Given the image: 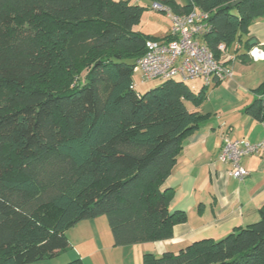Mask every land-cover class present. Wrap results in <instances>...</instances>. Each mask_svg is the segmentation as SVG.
Returning <instances> with one entry per match:
<instances>
[{"label": "trees", "instance_id": "obj_1", "mask_svg": "<svg viewBox=\"0 0 264 264\" xmlns=\"http://www.w3.org/2000/svg\"><path fill=\"white\" fill-rule=\"evenodd\" d=\"M156 2L175 15L209 13L215 57L223 45L249 60L264 0ZM145 10L129 0H0V264L57 257L71 249L70 229L102 216L115 247L169 240L187 222L165 184L184 140L209 118L187 107H201L209 87L172 79L144 94L132 88L146 43L173 39L135 30ZM254 94L245 113L263 122L264 82ZM260 215L143 264H264V207Z\"/></svg>", "mask_w": 264, "mask_h": 264}, {"label": "crops", "instance_id": "obj_2", "mask_svg": "<svg viewBox=\"0 0 264 264\" xmlns=\"http://www.w3.org/2000/svg\"><path fill=\"white\" fill-rule=\"evenodd\" d=\"M129 1L144 7L145 13L155 12V16L161 18L155 24V20L148 19L153 22L148 28H143L140 23L136 31L159 40L170 36V20L164 13L153 9L156 0ZM173 1L180 7L187 4V0ZM249 36L251 42L256 41L251 47H259L264 51V19L257 20L251 26ZM244 53L247 51L241 48L235 54L226 52L222 56L225 62L232 57L235 59L232 67L233 72H237L232 80L211 87L213 92L221 89L234 92L241 90L243 96L239 95L237 101H215L212 110L206 113L201 110L204 104L198 108V112L209 115V118L199 130L184 140L173 173L165 184V188L174 192L171 210L186 213L187 222L176 226L169 240L115 247L114 239H110L109 235L107 247L101 248L94 229L98 222L106 221H102V217L83 221L66 233L75 257L84 264H143L145 255L159 258L167 252L177 254L196 241L221 240L238 229L260 221V210L264 207V155L242 159L240 164L249 173L243 180L230 174V165L217 162L224 137L250 143L264 141V121L258 122L245 113L256 98L254 90L264 82V58L255 61L249 57L248 61H243L239 56ZM251 63L261 66L250 76L245 74L248 73L245 68H251V65L246 66ZM244 78L247 79L243 81ZM224 84L226 87L221 88ZM76 228H81L78 229V235L83 233L87 240L68 235ZM83 230H86L85 233ZM81 240L87 242L82 243Z\"/></svg>", "mask_w": 264, "mask_h": 264}, {"label": "built area", "instance_id": "obj_3", "mask_svg": "<svg viewBox=\"0 0 264 264\" xmlns=\"http://www.w3.org/2000/svg\"><path fill=\"white\" fill-rule=\"evenodd\" d=\"M153 9L164 13L171 22L173 38L169 42L148 41L146 52L137 60L135 72L142 75V84L152 81L180 80L183 82L203 80L206 87L233 79V68L230 63L217 59L205 43L211 32L210 14L194 9L188 15H175L170 8L159 3ZM218 50L225 54V47L219 45ZM250 57L257 61L264 58V51L254 47ZM133 89L136 86L133 84ZM264 155V141L250 143L245 140H231L224 137L217 162L232 167L230 174L238 180L245 179L249 173L240 164L248 156Z\"/></svg>", "mask_w": 264, "mask_h": 264}, {"label": "rangeland", "instance_id": "obj_4", "mask_svg": "<svg viewBox=\"0 0 264 264\" xmlns=\"http://www.w3.org/2000/svg\"><path fill=\"white\" fill-rule=\"evenodd\" d=\"M145 11H144V13L142 15V19H141V22H140L141 26L143 28H148V27H150L153 24V22H151L148 19L155 20L154 24L158 23L157 19L159 17L155 16V12H154V14H151V12H146L145 13ZM159 19H161V18H159ZM249 52H248V56L250 57ZM231 53L235 54V49H233V51ZM232 63H234V62H232ZM232 63H230L231 66H232ZM247 65H251L250 66L251 68H245V70L248 72V73H245V74L246 75L250 74V76L256 72V69L259 66H261V65H256V64H253V63L246 64V66ZM236 72H237V70H234L233 75H235ZM246 79L247 78H244L243 81H245ZM225 82H227V81H225ZM161 83H162L161 81H152V82H149V83L142 84V75H141V73L135 72L134 75H133V84L136 86L137 91L139 93H142V94H144V93L148 92L149 90H152V89L160 86ZM187 84L191 88H193L196 92H199L200 89L203 86H205L203 80L190 81V82H187ZM211 87H209V90H208V97H207V100H206L207 102L204 103V105L201 107V110L203 112H205V113L209 112L210 110H212V108L215 105V101H237L239 95L242 94V96H243V93L240 92L241 90H239L238 92H234V91H224V90L221 89V90H219L217 92H213ZM223 87H226V85L224 84V85L221 86V88H223ZM187 107H188V109L190 111H195V110L199 111L198 108H195L191 104H189ZM103 220L106 221V222H98V224L95 226V229H94L95 232L98 235L96 240L100 244L99 246L101 248L107 247V239L109 240V235L111 237L110 239L113 240L112 234L110 232V228L108 227L109 226V222H108L107 217L106 216H102V221ZM83 226H86V225L83 224ZM83 226H81V228ZM81 228H76V230H72L68 235H70L71 238H78V239L80 238L82 240H84V238H85V240H87L86 235H84L83 233L81 235H78V229H81ZM72 229H74V228H72ZM84 229H86V228H84ZM86 230H83V232L85 233ZM82 240H81L82 243H86L87 242V241H82ZM74 253H75L74 250L69 249L67 252H65V253L57 256V257H53V258H50V259L42 260V261H39L36 264H68V263L78 259L77 257L74 256ZM125 257L126 258H130V256H128V255H125ZM88 264H89V262H88Z\"/></svg>", "mask_w": 264, "mask_h": 264}, {"label": "water", "instance_id": "obj_5", "mask_svg": "<svg viewBox=\"0 0 264 264\" xmlns=\"http://www.w3.org/2000/svg\"><path fill=\"white\" fill-rule=\"evenodd\" d=\"M237 4H238V2L234 3L233 6H236ZM255 43H256V41H252V42L250 43V46H253Z\"/></svg>", "mask_w": 264, "mask_h": 264}]
</instances>
